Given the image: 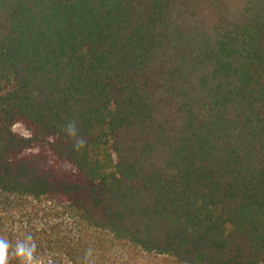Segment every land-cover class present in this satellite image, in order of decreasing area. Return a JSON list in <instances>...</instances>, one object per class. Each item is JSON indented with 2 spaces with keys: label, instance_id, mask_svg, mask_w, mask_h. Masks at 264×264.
Listing matches in <instances>:
<instances>
[{
  "label": "trees",
  "instance_id": "1",
  "mask_svg": "<svg viewBox=\"0 0 264 264\" xmlns=\"http://www.w3.org/2000/svg\"><path fill=\"white\" fill-rule=\"evenodd\" d=\"M29 235L32 264H264V0H0L6 264Z\"/></svg>",
  "mask_w": 264,
  "mask_h": 264
},
{
  "label": "clouds",
  "instance_id": "2",
  "mask_svg": "<svg viewBox=\"0 0 264 264\" xmlns=\"http://www.w3.org/2000/svg\"><path fill=\"white\" fill-rule=\"evenodd\" d=\"M26 239L28 243L18 242L16 244L14 254L23 261V264H32L33 253L36 246L35 243L32 242L31 235ZM9 247V242L6 239L0 238V264H6ZM86 255H91V250H89Z\"/></svg>",
  "mask_w": 264,
  "mask_h": 264
},
{
  "label": "rangeland",
  "instance_id": "3",
  "mask_svg": "<svg viewBox=\"0 0 264 264\" xmlns=\"http://www.w3.org/2000/svg\"><path fill=\"white\" fill-rule=\"evenodd\" d=\"M14 130L18 133H20L21 135L23 136H30V132L22 125H16ZM70 215H67L66 218L67 220H70ZM145 264H162V262H159V261H155V260H145L144 262ZM169 264H172V263H169ZM174 264V263H173Z\"/></svg>",
  "mask_w": 264,
  "mask_h": 264
}]
</instances>
